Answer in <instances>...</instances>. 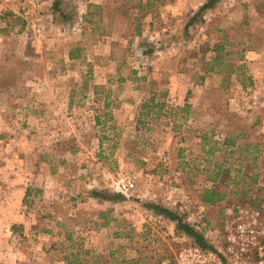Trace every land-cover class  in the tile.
<instances>
[{
    "label": "rangeland",
    "instance_id": "rangeland-1",
    "mask_svg": "<svg viewBox=\"0 0 264 264\" xmlns=\"http://www.w3.org/2000/svg\"><path fill=\"white\" fill-rule=\"evenodd\" d=\"M145 1L0 0V264L19 234L37 264L173 261L193 239L147 203L223 264H264V0ZM223 39L224 81L205 71Z\"/></svg>",
    "mask_w": 264,
    "mask_h": 264
},
{
    "label": "trees",
    "instance_id": "trees-1",
    "mask_svg": "<svg viewBox=\"0 0 264 264\" xmlns=\"http://www.w3.org/2000/svg\"><path fill=\"white\" fill-rule=\"evenodd\" d=\"M154 1H156V0H146L144 4H138L139 11L142 12L143 10L148 9L149 7L153 6L155 3ZM215 2H216V0H209L207 3H205L202 6L201 9L210 8L214 5ZM100 8L101 7L99 4L89 3L87 6V12L85 14V19L90 23H94V24L98 23V21L100 20V16H98L97 19H95L94 16L96 14L98 15V11L100 10ZM134 33L136 35H139L141 33L139 20L135 23ZM225 39H223L221 42L214 44V46H213L214 55L212 56L211 60L207 62V66L205 68V71H207L208 73H213V72L221 73L222 76L224 77L223 81L226 79V77H228L231 74V72H234L240 68V67H234L232 64H228L227 61L224 59L225 52L223 54H222V52L224 51L223 41ZM78 50H79L78 47L71 49L69 51L68 57L71 59L77 57L78 54L76 52H78ZM218 67H221V68H218ZM237 73H239V71H237ZM203 78H204V76L200 77V79H202V80H203ZM221 85H223V84H221ZM152 100L153 99L150 98V100H145L142 103L141 111L139 113V117L145 115L149 111V108H154L156 106L158 108L162 107L163 104L154 103V102H152ZM157 116H158V114H157ZM211 151H213V150H211ZM218 175H219V172L216 174V176H218ZM28 192L29 191L26 190L25 196L28 194ZM91 194L94 197L106 199V200H117V199L124 198V196L120 193L104 192V191H100V190H92ZM222 197L223 196L218 191L210 188V189L204 190V196L202 198V201L205 204L206 203H215V202L220 201L222 199ZM146 205L148 207H150L154 212L161 214L164 217L174 221L176 232L183 233V234L191 237L193 239L194 245H198L202 248L215 251L213 246L206 240V238L202 235V233H200L196 228L191 226L189 223L185 222L179 214H177L176 212H173L169 208H166V207L161 206L159 204L147 203Z\"/></svg>",
    "mask_w": 264,
    "mask_h": 264
},
{
    "label": "built area",
    "instance_id": "built-area-1",
    "mask_svg": "<svg viewBox=\"0 0 264 264\" xmlns=\"http://www.w3.org/2000/svg\"><path fill=\"white\" fill-rule=\"evenodd\" d=\"M242 244L243 249L244 242ZM259 248H264V245H260ZM260 255H263L262 251ZM160 264H223V262L214 252L193 244L181 250L173 261L163 260Z\"/></svg>",
    "mask_w": 264,
    "mask_h": 264
},
{
    "label": "crops",
    "instance_id": "crops-1",
    "mask_svg": "<svg viewBox=\"0 0 264 264\" xmlns=\"http://www.w3.org/2000/svg\"><path fill=\"white\" fill-rule=\"evenodd\" d=\"M25 192H26V188L23 192V196L25 195ZM2 229H6L7 231H4L6 232L7 234H12L13 235H17V233H15L16 231L13 230L10 226L9 227H0V244H1V249H8V238H7V234H6V237H4V233H3V230ZM25 229H28V228H25ZM22 232V231H21ZM25 234L23 235H26V232H24ZM5 238V239H4ZM7 239V241H6ZM18 242H16V250H17V257L14 259V263L17 264L18 263V259H23L21 258L22 256H25L26 257V261L25 264H37L35 262V260H33L35 258V256H31L30 257H27L26 253H25V240L24 238L22 237V235L19 234L18 236ZM28 252V251H27ZM7 264V263H6ZM45 264H51V261L47 259H45Z\"/></svg>",
    "mask_w": 264,
    "mask_h": 264
}]
</instances>
